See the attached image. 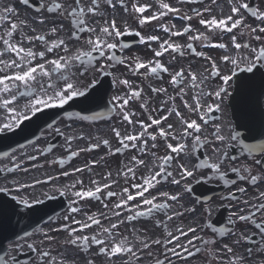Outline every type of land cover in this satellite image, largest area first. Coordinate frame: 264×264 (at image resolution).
<instances>
[{
  "label": "flooded vegetation",
  "instance_id": "1",
  "mask_svg": "<svg viewBox=\"0 0 264 264\" xmlns=\"http://www.w3.org/2000/svg\"><path fill=\"white\" fill-rule=\"evenodd\" d=\"M60 2L71 3L72 0H60ZM83 3L89 4L90 0H82ZM136 0H128V5L131 7V3ZM140 3L151 4L152 8L148 9L143 15L150 16L153 11H159V5L156 0H139ZM164 2L170 3L174 7L181 9V13L173 14L169 13L162 19L154 20L145 23L140 26L138 23L137 14L125 13L124 9L117 4L113 9L101 0V11L103 15L100 17H89V22L93 23L99 20L103 23L105 18H115L117 25L122 27L124 24L133 30V34L125 35L120 38L121 42L127 44L128 47L121 50L117 48L115 54L125 60V63H117L114 61H108L106 57H100L94 53L97 57L93 66H89L85 72L84 66L76 63L72 68L74 74V80L81 87L86 90L87 98L76 97L64 107L49 108L37 113L35 116H31L29 120L24 121L19 127H15L11 131H5L0 133V168H11L14 164L20 163L21 169H28L27 172L22 170H16L14 172H0V187H9L12 189L8 193H0V218L6 217L9 220H17L16 229L22 225L27 224L29 215L32 214L41 217L37 210L41 207H36L39 203H33L34 200L49 201L50 203L46 209L47 220L41 224H34L29 234L22 238H11V242L7 243V255L4 264H23L17 262V257L22 253L29 252V264H40V251H50L53 256L63 258L66 264H87L88 260H92L94 264H121V256L113 257L109 259L107 256L99 253L101 246L92 245L88 250H81L77 246L65 243L71 239L67 231H52L53 228H58L61 224L69 223L73 219L85 220L87 215L95 214L100 220L103 227H110L112 223H118L120 220H124V223L119 224V227L113 230L119 233L117 239L127 237L128 239L135 238V249L140 259L135 260V264H155L156 259H168L165 264H221V260L227 261L231 255L244 256L245 264H264V242L261 241V237L258 230L250 222H235L233 213L239 208L244 207L242 201L247 199L250 203H259L256 198L259 193L264 191V164L256 165L255 159L264 160V154H261L259 148L256 149L254 154H249L248 149L240 143L241 139L247 141H254L258 145L264 142V85H262L259 74L253 77L250 73H238L233 82H230L229 95L223 98L220 111H214L206 117L209 120L208 125L202 128L201 136L202 140L206 136L209 140H214L212 133L215 131L214 125H220L221 134L226 137H230L233 133L238 132L240 134L238 140H226L225 142L214 141L213 143H207L203 146H198L193 151L190 160L192 164L204 159H215L213 148H219L222 151L228 153V159L224 162L222 171L226 173L225 179L221 180L218 177L211 179H204L200 183H196L195 179L189 178L192 184L193 192L191 194H183L181 200L176 202H169L173 204L172 209L168 210L167 214L170 215L172 211H180V205L192 207L193 203L196 208L194 213L186 212L183 217H176L172 221L167 220L165 212L153 211L151 216L138 217L135 220L128 221L126 217L128 212L122 211L120 217L113 216L110 209L117 202V197L109 199L106 196L107 189L99 194L100 199H84L80 200L78 205H72V201L76 199L72 193L80 190L81 185L77 184L75 188L65 189L64 195H61L57 188L64 189L65 185H71L76 180H83V187H94L91 184L92 180H97L100 184L108 183L109 180H105L104 177L107 173L111 172L112 176L110 180L117 181L111 187V191L120 192L124 187L130 185L133 181H125L122 175H117L119 171L124 170V165L129 164L131 157L137 156L143 158L146 163L151 167L153 161L152 153L155 152L157 156L165 155L167 149L165 147V141L159 136L155 143L157 147L151 148L152 141L149 140V150L147 153H141L138 147L122 149L120 153L110 154L108 146L103 145L104 139L109 140L111 146V152L119 147V141L116 138L113 129H119L121 134L135 133L140 131L139 124L135 121L142 120L146 123H150L148 120L149 113H152L154 118L163 116L166 114L168 108L173 106L172 101H168L163 105L164 111H160L162 102L168 100L169 96H175L174 106L179 109L181 114L188 119H197L195 113H189L184 107L183 102L176 93L178 88L171 85V74L178 71L180 68H184L187 74L189 67L200 76L201 72L205 68H209L210 64L203 57L192 54L190 50L185 48V55L180 56L178 53H172L171 51L165 53L163 56L156 58L161 61L165 66L169 67V73L161 72L159 76L148 74L147 76L140 74H133L127 67L137 57L142 61H148L154 59L153 49H158L159 42L165 39H169V34L165 33L160 27L161 25H175V30H182V28L188 24H191L192 28L199 32H206L204 26L199 24V19H210L212 16H216L218 19L222 16L231 14V6L228 0H217L216 4H212L211 0H203L201 3H178V0H164ZM243 2L249 3L250 7L258 8L264 11V0H243ZM42 3L50 4L51 0H30L28 5H24L20 0H0V10L6 6H12L16 9L18 16L13 17L15 21L24 20L27 21V25L34 28L36 31H30L29 26H24L22 29L14 34L13 40L19 42L21 39V31L27 36H35L37 34L45 35L47 40L51 42L57 37L65 39L69 44V47L73 51L77 47L84 46V40L88 33H82L79 42L71 38V32L75 30L70 18H61L56 14L48 13L45 11H38ZM115 3V0H114ZM205 7H210L211 12H204L202 17H196L193 13V9L203 10ZM221 9L223 10L221 12ZM183 15H192L193 19L187 21L182 19ZM240 15L245 17V24L253 27L264 26L260 21L251 16L250 13L245 10H241ZM41 16L45 17V23L40 24L38 20ZM63 24L64 30L57 33L56 36L50 34V29L56 27L59 24ZM10 28L8 23H5L0 27V34H3L4 29ZM123 30V27H122ZM138 31L142 36L147 37L150 35H156L160 37V41L141 42L139 36H135L134 32ZM242 29L238 28L233 33H222L213 36V43H226L229 45V52L234 53L235 50L231 45V36H237V42L243 43L247 37L241 36ZM195 32H190L184 36L171 37V41L186 45L190 41L188 35H193ZM259 34V33H257ZM196 47L197 51H202L206 55L211 56L217 61V65L222 67L226 71L227 66L224 65L220 57L225 54L224 50L216 47H203L199 41H191ZM254 47L259 46V42L255 40L250 41ZM24 47H32L35 51H43L45 49L44 44L40 41H33L28 44L24 42ZM3 47L0 42V48ZM245 52L244 49L240 50ZM60 54H63L60 52ZM56 53L47 54L46 58H54ZM175 57V59H173ZM4 59H10L11 56L3 57ZM41 61L37 60L36 63ZM101 65H108L103 72L99 71ZM146 69H140V73L146 72ZM260 72L264 73V67H260ZM81 72H85L84 75H80ZM251 78V79H249ZM127 79L131 82V86L134 89H142V94L139 99L129 100L126 106V111L135 113L133 116L134 125H128L123 120L122 114L119 108L115 107L116 102L113 97H126L130 89L121 84L120 81ZM95 81V91L92 89V82ZM208 90L217 88L221 81L219 78L209 79L207 82ZM181 85L182 87H186ZM239 85V87H238ZM153 88H166V93H155ZM23 90L21 87L20 91ZM187 95L184 99L192 103L193 90L190 87H186ZM243 98V109L237 108V99ZM28 97L19 96L14 105L17 110L22 111L25 104L28 103ZM84 99V100H83ZM122 102V101H121ZM207 103H215V98L210 97L207 99ZM142 104L146 105L147 110L141 107ZM156 110V111H153ZM96 116L93 120H81V116ZM9 116L5 109H0V123L5 122V117ZM198 122H200L198 120ZM167 124H173L176 129H180L179 119L173 114L164 121L160 127H166ZM59 129V132L57 131ZM150 132L155 133L157 131L156 126L149 129ZM63 133V135H61ZM68 136L83 137L71 141V149L69 150L66 143ZM175 144V141H170ZM100 143L99 148H94L91 151L80 152L76 157H70V151H77L81 148H88L91 144ZM191 140H189V149L191 150ZM51 146V150L49 147ZM8 155L5 156L4 154ZM43 153V154H42ZM29 156H36L37 159L30 160ZM235 157V159H232ZM103 158V159H102ZM63 159L64 163L60 164L59 161ZM189 157L183 154L173 161L172 167L169 168L174 175L177 174V164L186 163ZM93 161L99 163L92 164ZM85 165H89L91 171L87 169L84 172H76L69 176H63L62 172L67 171L73 173L76 168H82ZM240 169V172H233L231 169ZM250 168L251 174L261 177L260 182L257 185H252L250 180H241L240 176L243 173V169ZM148 172V168L139 166L137 168V176L145 175ZM201 174H210L208 170H201ZM48 176L58 177L48 181L46 183L38 184L35 187H28L16 190V183L31 184L34 179L46 180ZM178 178V177H177ZM171 178H168L167 182H162L155 189L151 190L152 195H158L161 191H168L172 194L176 192H182V186L171 184ZM139 183V179L135 181ZM186 183V182H182ZM245 188V193H239L237 189ZM229 192L236 193L237 200L225 199L229 195ZM20 196L27 199L32 207L28 208L21 204L19 200H14L13 197ZM51 197V198H50ZM164 198H160L157 202H163ZM135 203V202H133ZM107 204L108 208L104 205ZM35 205V206H34ZM70 206L79 207L80 212L70 213ZM211 207L212 211L209 215L205 209ZM101 213L105 215H101ZM69 216V220L65 221L64 216ZM262 217L258 214L256 219L259 222ZM211 223L212 227L207 225ZM167 225V229L164 225ZM199 224L203 230L198 228L197 234L203 237V240L211 242L216 240L213 245L209 243L205 245L202 241H195L194 247H200L205 249L198 253L194 257H190L187 260H180L171 253L166 252L167 248L172 245H166L164 243L157 245L152 241L160 239L162 241L167 239L166 232L171 230L175 233L176 226L187 227L189 225ZM78 227L77 225H72ZM220 229H224L226 235H220ZM100 226H93L86 229L84 232H77L76 235H93L100 231ZM47 232L54 237V240H45L43 233ZM15 234V233H14ZM106 236V234H104ZM192 234H190L191 236ZM244 236H250V240L243 239ZM101 238H104L102 236ZM240 239V243L234 244V241ZM140 240L148 242L151 246L148 249L139 251L142 245ZM187 238H182V242L186 243ZM33 244L36 248L35 251L29 248L28 245ZM228 244L233 247L234 252L228 254L223 251V245ZM248 249H252V254H248ZM21 257V255H20ZM19 257V258H20Z\"/></svg>",
  "mask_w": 264,
  "mask_h": 264
},
{
  "label": "snow or ice",
  "instance_id": "2",
  "mask_svg": "<svg viewBox=\"0 0 264 264\" xmlns=\"http://www.w3.org/2000/svg\"><path fill=\"white\" fill-rule=\"evenodd\" d=\"M24 5H28L30 0H20ZM105 4L115 9L117 4H119L125 13L137 14L138 23L143 26L145 23L162 19L169 13L180 14L181 9L172 6L170 3L164 2V0H156L159 5V11H153L150 16L143 15L148 9L152 8L151 4L140 3L139 0L131 3V7L128 5V0H103ZM201 3L203 0H178V3ZM217 0H211L212 4H216ZM231 6V14L217 18L212 16L210 19H199V24L204 26L207 30L206 32H199L192 28L191 24H188L182 28V30H173L175 25H161L165 33L169 34V39H165L159 42L158 49H153L154 59L148 61H142L138 57L127 67L134 75L140 74L147 76L148 74H153L159 76L161 72L169 73V67L165 66L159 58L165 53L172 52L178 53L180 56L185 55V48L190 50L192 54L196 56L203 57L210 64L209 68H205L198 77L197 73L188 68L187 74L184 68H180L171 74L170 83L174 87L178 88L179 91L176 96H179L183 102V107L189 113H195L197 119L185 118L178 108L174 106L176 97L169 96L168 100L162 102L160 111H164L163 105L167 104L168 101L173 102V106L168 108L166 114L154 118L152 113H149L148 120L150 123H146L142 120L135 121L139 124L140 131L135 133L121 134L119 129H113L116 138L119 141V147H117L114 152H111L110 142L107 139L102 141L103 145L108 146L110 149V154L120 153L122 149L137 148L139 141V150L141 153H147L149 150V140L152 141L151 148L155 149L157 144L155 141L158 136L165 141V147L167 152L165 155L157 156L155 152L152 153L153 161L151 167L146 163L143 158H138L137 156L131 157L129 164L124 165V170L119 171L117 175H122L125 181H133L130 185L124 187L120 192L111 191L113 184L117 181L110 180L112 173L109 172L104 177L105 180H109L108 183L100 184L97 180H92L91 184L94 187H83V180H76L71 185H65L64 189L57 188L56 190L64 195L65 189L75 188L77 184L81 185L80 190L74 191L72 195L76 198L71 203L72 205H78L80 200L84 199H100L99 194L104 190L106 196L111 199L112 197H117V202L110 209L113 216L120 217L122 211H126L129 215L126 217L128 221H132L142 216H151L153 211L165 212L168 221H172L176 217H183L186 212L194 213L196 208L194 206L187 207L185 205H180L182 210L172 211L170 215L167 214L168 210L172 209L173 204L169 202L178 203L183 194H191L193 192L192 184L189 178L195 179L196 183H200L204 179H211L213 177H218L219 179H225L226 173L222 171L224 162L229 158L226 151H222L219 148H213V153L215 154V159L209 158L200 160L199 162L192 164L190 157L194 150L198 146H203L207 143H213L214 141L225 142L226 140L236 141L238 140L240 134L238 132L233 133L230 137H226L221 134L222 130L220 125H214L215 131L212 133L214 140H209L208 137H204L202 140L201 132L202 128L208 125L209 120L206 118L209 114L214 111H220L221 103L223 98L229 95L230 82L234 81L238 73H250L253 77L259 74L261 78L262 85H264V73L260 72V67H264V26L253 27L251 25L245 24V17L240 15L241 10H245L250 13L252 17L260 21L261 25H264V11L258 8L250 7L249 3L243 2V0H228ZM101 9V0H90L89 4H85L82 0H72L67 6L65 3L60 2V0H51L50 4L42 3L38 11H45L48 13H53L61 18H70L72 25H74L75 30L71 32V38L79 42L82 33H88L86 39L84 40V46L77 47L75 51L69 47V44L63 38L57 37L49 42L45 35L37 34L35 36H27L21 31V39L19 42L13 40L14 34L18 29H22L27 25V21L20 20L15 21L12 18L18 16L16 9L12 6H6L0 10V27L5 23L10 25V28L4 29L3 34H0V42H2L3 47L0 48V109H5L9 116L5 117V122L0 123V133L5 131H11L15 127H19L24 121L30 119L31 116H35L37 113L43 111L44 109L64 107L70 101L76 97L87 98L86 90L81 87L74 80V74L72 73V68L79 63L84 66L85 72L88 70L89 66H93L97 57L93 55L98 54L100 57H106L108 61H114L117 63H125V60L118 57L115 54V50L120 48L121 50L128 47L127 44L121 42L120 38L128 34H133V30L130 29L127 24L122 27L117 25V20L113 17L111 19L105 18L103 23L96 20L93 23L89 22V17H100L103 15ZM223 10L221 9V12ZM204 12H211L210 7H205L203 10L193 9V13L196 17H202ZM184 20L191 21L193 19L192 15H183L181 17ZM38 23L44 24L45 17L41 16ZM30 28V31L35 32L34 28ZM242 29L240 32L241 36L247 37L245 42H237V36L234 34L231 36V45L235 50L234 53L229 52V45L223 42L213 43V36L222 33H233L236 29ZM63 24H59L56 27L50 29V34L56 36L58 32L63 31ZM190 32H195L193 35H188V40L190 41L186 45L175 43L171 41V37L184 36ZM259 33V34H257ZM135 36L141 38V42H151L160 41V37L156 35H150L144 37L140 32L135 31ZM251 40L259 42L258 47H254ZM27 41L31 44L33 41H40L44 44L45 49L43 51H35L32 47H24V42ZM191 41H199L203 47H216L224 50L225 54L220 57L221 62L227 66L226 71L222 67L217 65V61L211 56L206 55L202 51H197L196 47ZM244 49L245 52L240 50ZM56 53L54 58L47 59L46 56L49 53ZM62 52L63 54H60ZM11 56L10 59H4L3 57ZM175 59V57H173ZM39 60L41 62L36 63ZM108 65H101L99 68L100 72H103ZM140 69H146L144 73H140ZM85 72H81L80 75H84ZM219 78L221 84L213 89L208 90L206 82L209 79ZM251 79V78H249ZM193 90L192 103L184 99L187 95L185 85ZM121 84L127 86L130 89L129 94L126 97H113L116 102L115 107L119 108L122 118L127 122L128 125H134L133 116L135 113L126 111V106L129 100H136L141 97L142 89H134L131 86V82L127 79L120 81ZM21 87L23 90L20 91ZM239 87V85H238ZM92 89L95 91V81L92 82ZM155 93H166V88H153ZM19 96L28 97V103L24 105L23 110L19 111L15 107H10L14 105ZM210 97L215 98V103H207V99ZM122 101V102H121ZM141 107L147 110L146 105L142 104ZM156 111V110H153ZM175 114L179 119L180 129H176L173 124H167L166 127H160V125L167 121L170 116ZM96 116H81V120H93ZM198 120L200 122H198ZM156 126L157 131L155 133L150 132L149 129ZM59 132V129H57ZM63 135V133H61ZM76 136H68L66 138L67 147L71 149V141L76 140ZM189 140H191V150L189 149ZM170 141H175L173 144ZM100 143L91 144L88 148H81L77 151H70V157H76L80 152L91 151L94 148H99ZM244 147L248 149L249 154H254L256 149L259 148L261 154H264V142L259 145H247ZM51 150V146L49 147ZM43 154V153H42ZM189 157L186 163L177 164V174L174 175L169 168L172 167L173 161L177 160L181 155ZM5 156L8 154L5 153ZM28 159L35 160L36 156H29ZM103 159V158H102ZM235 159V157H232ZM256 165L264 164V160L255 159ZM60 164L64 161L61 159ZM99 163L98 161H93L92 164ZM139 166H144L148 168V172L145 175L137 176V168ZM91 171L89 165H85L82 168H76L73 173L67 171L62 172L63 176H69L76 172H84L85 170ZM16 170H22L27 172L28 169H21L20 163H16L11 168H0V172H14ZM201 170H208L210 174H201L199 178L197 175L201 173ZM233 172H240V169L232 168ZM244 174L240 176L241 180H250L252 185H257L260 182L261 177L258 175L251 174L250 168H245L242 170ZM178 177V178H177ZM168 178H171V184L182 186V192H176L172 194L168 191H161L158 195H152L151 190L155 189L162 182H167ZM58 179V177L48 176L46 180L34 179L31 184H20L18 181L16 183V190L19 191L28 187H35L38 184L46 183L48 181ZM139 179V183L135 181ZM182 182H186L183 183ZM12 189L9 187H0V193H8ZM239 193H245L247 190L245 188L237 189ZM51 198V197H50ZM160 198H164L163 202H157ZM14 200H19V202L28 208L32 207V204L25 198L20 196L13 197ZM228 200H237L238 197L236 193L229 192V195L225 197ZM259 203H250L249 200L245 199L242 201L244 207L239 208L233 213L234 220L233 223L239 222H250L254 225L255 229L261 237V241L264 242V191L260 192L256 198ZM135 202V203H133ZM33 203H42L41 200H34ZM108 208V205H104ZM79 207L70 206V213L80 212ZM205 211L210 215L211 207L205 209ZM260 215L262 218L258 222L256 217ZM101 215H105L101 213ZM85 220L73 219L71 224L64 223L58 228H53L52 231H67L71 239L67 240L65 243L71 244L81 248V250H88L92 245L101 246L99 248V253L107 256L109 259L119 256H129L139 260L140 257L137 254L135 245L127 237L117 239L119 233L113 230L119 227V224L124 223V220H120L118 223H112L110 227H103L101 225V220L95 215L85 214ZM65 221L69 220V216H64ZM72 225H77L78 227H73ZM100 226L101 230L97 233L89 235H76L77 232H84L86 229L92 228L93 226ZM164 227L167 229V225ZM207 227L211 228L212 225L209 223ZM198 228L202 231L203 228L199 224L189 225L186 228L183 226H176L175 233L171 230L166 232L167 239L162 241L160 239L153 240V244L160 245L162 243L166 245H172V247L167 248L166 252L171 253L172 256L177 257L180 260H187L190 257H194L198 253L204 251L200 247H194L195 241H202L205 245L209 243L215 244L217 241L212 240L211 242L203 240V237L197 234ZM106 234V236L104 235ZM190 234H192L190 236ZM45 240L52 241L54 237L49 235L47 232L43 233ZM220 235H226L224 229H220ZM104 236V238H101ZM182 238H187L186 243L182 242ZM243 239L250 240V236H244ZM139 243L142 248L139 251L148 249L151 245L140 240ZM240 239L234 241V244H239ZM29 248L36 250L33 244L28 245ZM223 251L232 254L234 252L233 247L228 244L223 245ZM248 254H252V249H248ZM40 264H66L63 258H58L53 256L50 251H40ZM168 259H156L155 264H165ZM87 264H94L92 260H88ZM125 264H132L131 260L125 261ZM169 264L171 262L169 261ZM221 264H245L244 256L231 255L227 261L221 260Z\"/></svg>",
  "mask_w": 264,
  "mask_h": 264
},
{
  "label": "rangeland",
  "instance_id": "3",
  "mask_svg": "<svg viewBox=\"0 0 264 264\" xmlns=\"http://www.w3.org/2000/svg\"><path fill=\"white\" fill-rule=\"evenodd\" d=\"M125 259L127 261V260H131L132 258L131 257H129V258L126 257ZM123 264H125V262Z\"/></svg>",
  "mask_w": 264,
  "mask_h": 264
}]
</instances>
